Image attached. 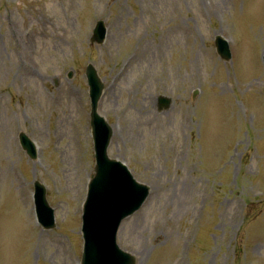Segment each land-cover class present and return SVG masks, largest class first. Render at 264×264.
<instances>
[{
  "label": "rangeland",
  "instance_id": "rangeland-1",
  "mask_svg": "<svg viewBox=\"0 0 264 264\" xmlns=\"http://www.w3.org/2000/svg\"><path fill=\"white\" fill-rule=\"evenodd\" d=\"M206 1L0 0V264L81 255L95 169L76 102L79 93L90 107L88 64L105 83L99 111L119 126L110 156L153 189L123 221L120 245L139 264H264V204L253 215L245 201L253 185L264 188V0ZM99 19L109 30L102 44L91 41ZM217 34L231 49L235 41L232 61L217 54ZM160 96L172 97L168 109H158ZM21 131L45 142L51 230L32 218L38 174ZM244 217L253 220L240 229Z\"/></svg>",
  "mask_w": 264,
  "mask_h": 264
},
{
  "label": "water",
  "instance_id": "water-1",
  "mask_svg": "<svg viewBox=\"0 0 264 264\" xmlns=\"http://www.w3.org/2000/svg\"><path fill=\"white\" fill-rule=\"evenodd\" d=\"M101 35H103V33H101ZM98 37H100V35ZM98 40L101 41L102 39L100 38ZM217 46L219 49V53L223 57L227 58L225 53H228V51L223 41L220 38L217 39ZM87 76H88L91 86L94 85V89H95L94 103H95L101 94L103 85L95 69L92 66H89L88 71H87ZM106 128L108 129L109 133L104 135L105 138L101 142V146H100L99 154H98L99 162L97 165V172H96V176L94 177L91 183V193H90L89 204L92 205L94 208H99L107 198L114 199V200L125 199L126 195L129 193V191L133 187L138 188V186L134 182L131 181V178L122 169V167L115 164L113 161L108 160L106 156V147H107L108 140L110 138L111 131L108 126H106ZM100 134H102L101 131H100ZM146 195H147V192H144L142 195H140L138 199L130 200L126 202L127 208L125 212L122 215L116 216L115 219L120 220L122 216H125L133 212L135 209H137L143 202ZM110 213H113L114 215H116L117 211H113ZM108 241H109V244H111L113 241L112 236H110V231H109ZM92 245L96 247L95 255L100 260H102L101 258L104 257V255L108 253L115 254V251L112 249V247L102 246L99 242V238L95 236L88 240V244H87L88 260H89V255H90L89 250L91 249ZM100 260L96 261L94 264L102 263V261ZM84 264H87L86 257H85Z\"/></svg>",
  "mask_w": 264,
  "mask_h": 264
}]
</instances>
